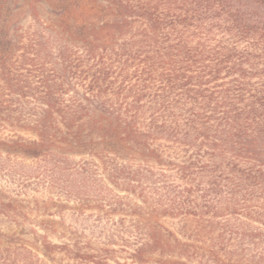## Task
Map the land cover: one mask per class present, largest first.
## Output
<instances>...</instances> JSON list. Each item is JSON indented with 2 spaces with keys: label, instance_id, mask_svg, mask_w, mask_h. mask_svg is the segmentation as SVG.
Segmentation results:
<instances>
[{
  "label": "trees",
  "instance_id": "16d2710c",
  "mask_svg": "<svg viewBox=\"0 0 264 264\" xmlns=\"http://www.w3.org/2000/svg\"><path fill=\"white\" fill-rule=\"evenodd\" d=\"M27 12L40 25L0 36V128L32 135L9 146L47 183L99 189L115 223L102 248L45 237V254L109 264L117 244L132 264H264V0Z\"/></svg>",
  "mask_w": 264,
  "mask_h": 264
},
{
  "label": "rangeland",
  "instance_id": "374dc122",
  "mask_svg": "<svg viewBox=\"0 0 264 264\" xmlns=\"http://www.w3.org/2000/svg\"><path fill=\"white\" fill-rule=\"evenodd\" d=\"M28 4L29 0H0V36L5 45L30 26L40 25L29 16ZM16 134L25 140L32 136ZM16 134L0 128V264H78L62 253L47 256L44 238L56 244L78 241L88 250L102 248L106 236L114 233L115 223L101 218L96 194L100 190L80 186L72 194L64 177V182L47 183L41 176L40 160L9 146L18 140ZM122 248L110 247L115 259L109 264H132Z\"/></svg>",
  "mask_w": 264,
  "mask_h": 264
}]
</instances>
